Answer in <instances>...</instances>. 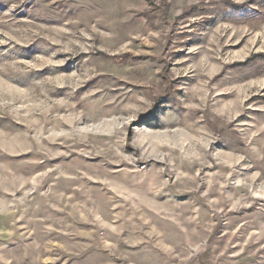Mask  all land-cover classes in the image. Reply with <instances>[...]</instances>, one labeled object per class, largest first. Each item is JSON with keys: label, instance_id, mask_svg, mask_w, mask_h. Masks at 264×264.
<instances>
[{"label": "rangeland", "instance_id": "rangeland-1", "mask_svg": "<svg viewBox=\"0 0 264 264\" xmlns=\"http://www.w3.org/2000/svg\"><path fill=\"white\" fill-rule=\"evenodd\" d=\"M0 264H264V0H0Z\"/></svg>", "mask_w": 264, "mask_h": 264}]
</instances>
